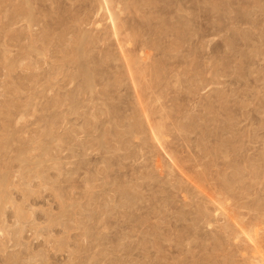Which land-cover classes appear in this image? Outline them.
<instances>
[{"label":"rangeland","instance_id":"374dc122","mask_svg":"<svg viewBox=\"0 0 264 264\" xmlns=\"http://www.w3.org/2000/svg\"><path fill=\"white\" fill-rule=\"evenodd\" d=\"M109 1L0 0V264H264V0Z\"/></svg>","mask_w":264,"mask_h":264},{"label":"bare ground","instance_id":"6f19581e","mask_svg":"<svg viewBox=\"0 0 264 264\" xmlns=\"http://www.w3.org/2000/svg\"><path fill=\"white\" fill-rule=\"evenodd\" d=\"M104 3H105V7H106V9L109 11V12H111L110 11V1L109 0H104ZM19 12V11H18ZM111 21H113V25L115 26V19H114V16H113V14L111 13ZM98 24V23H97ZM113 26V27H114ZM116 27V26H115ZM116 29V28H115ZM180 32V31H179ZM177 43V42H176ZM178 50V49H177ZM222 70V69H221ZM192 71V70H191ZM185 73V72H184ZM193 73V72H192ZM195 73V72H194ZM220 82V81H219ZM172 84V83H171ZM200 98V97H199ZM139 99V98H138ZM199 105V104H198ZM166 114H168V113H166ZM148 121V120H147ZM122 126V125H121ZM150 126V125H149ZM152 129V128H151ZM169 130V129H168ZM117 132V131H116ZM157 132V131H156ZM115 133V132H114ZM137 134H140V133H138V132H136ZM152 133H153V137H154V139H156L157 140V135H155V132H154V130H152ZM145 134V133H144ZM160 138V137H159ZM153 139V138H152ZM160 140V139H159ZM163 149V148H162ZM246 172V171H245ZM175 176V175H174ZM203 177V176H202ZM198 181V180H197ZM221 210H222V208H221ZM237 230V229H236ZM147 257V256H146Z\"/></svg>","mask_w":264,"mask_h":264}]
</instances>
